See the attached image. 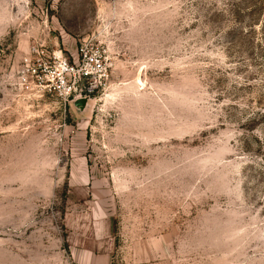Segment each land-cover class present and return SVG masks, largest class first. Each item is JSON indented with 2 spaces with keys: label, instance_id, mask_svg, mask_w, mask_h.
I'll use <instances>...</instances> for the list:
<instances>
[{
  "label": "rangeland",
  "instance_id": "374dc122",
  "mask_svg": "<svg viewBox=\"0 0 264 264\" xmlns=\"http://www.w3.org/2000/svg\"><path fill=\"white\" fill-rule=\"evenodd\" d=\"M0 264H264V0H0Z\"/></svg>",
  "mask_w": 264,
  "mask_h": 264
},
{
  "label": "built area",
  "instance_id": "2783aa9c",
  "mask_svg": "<svg viewBox=\"0 0 264 264\" xmlns=\"http://www.w3.org/2000/svg\"><path fill=\"white\" fill-rule=\"evenodd\" d=\"M101 58L102 55L98 51L93 54L84 53L81 61L72 65L66 59L58 57L54 71L56 80L49 90L61 98H67L76 92L77 78L79 80L90 79L91 84L81 88L79 96L92 95L107 76V67Z\"/></svg>",
  "mask_w": 264,
  "mask_h": 264
},
{
  "label": "crops",
  "instance_id": "0c3cea01",
  "mask_svg": "<svg viewBox=\"0 0 264 264\" xmlns=\"http://www.w3.org/2000/svg\"><path fill=\"white\" fill-rule=\"evenodd\" d=\"M100 254H101V253H100ZM79 256H80V255H79ZM98 259L100 260V257H99V258H97V260H98ZM105 259H107V258H104V260H105Z\"/></svg>",
  "mask_w": 264,
  "mask_h": 264
},
{
  "label": "water",
  "instance_id": "95a60500",
  "mask_svg": "<svg viewBox=\"0 0 264 264\" xmlns=\"http://www.w3.org/2000/svg\"><path fill=\"white\" fill-rule=\"evenodd\" d=\"M79 102L81 103V102H83V100H79Z\"/></svg>",
  "mask_w": 264,
  "mask_h": 264
}]
</instances>
